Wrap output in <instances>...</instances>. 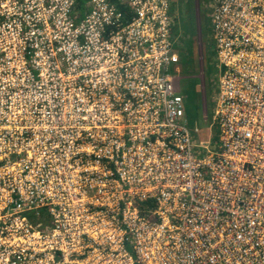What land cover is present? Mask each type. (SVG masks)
<instances>
[{
	"label": "built area",
	"instance_id": "obj_1",
	"mask_svg": "<svg viewBox=\"0 0 264 264\" xmlns=\"http://www.w3.org/2000/svg\"><path fill=\"white\" fill-rule=\"evenodd\" d=\"M208 1L196 144L170 0H0V264H264V0Z\"/></svg>",
	"mask_w": 264,
	"mask_h": 264
},
{
	"label": "rangeland",
	"instance_id": "obj_2",
	"mask_svg": "<svg viewBox=\"0 0 264 264\" xmlns=\"http://www.w3.org/2000/svg\"><path fill=\"white\" fill-rule=\"evenodd\" d=\"M209 3L210 1L208 0H170L169 7V16L173 21V35H176L179 32V21H183L184 23L186 18L189 22V27L193 28L196 19L194 29L198 41V50L195 39H190V41L189 38L185 37L181 40L180 35L175 36L176 39L173 43V50L177 54L178 61L173 63L172 67H170V72H174L177 77H180V94L182 95L185 104L190 107L193 112V114H188L186 112L185 119L192 134V140L196 144L207 140L214 143V140L211 139V132L207 125V121L203 119L202 115L203 112H207L208 120H210V117L214 112V96L217 91L216 84L219 74L216 66L217 56L216 50L214 49L215 42L209 21ZM182 7L188 11V15L180 17L179 20V15L183 12ZM195 10L196 12L194 13ZM190 31L193 33V30ZM192 33L190 35L191 38H193ZM189 41L190 49L187 51V57L185 59L183 58V62L181 60L182 44H187ZM198 60H200V64L198 63ZM175 66L179 67L178 70H174ZM217 132L218 131L214 129L215 136ZM43 220L46 221L44 217Z\"/></svg>",
	"mask_w": 264,
	"mask_h": 264
},
{
	"label": "trees",
	"instance_id": "obj_3",
	"mask_svg": "<svg viewBox=\"0 0 264 264\" xmlns=\"http://www.w3.org/2000/svg\"><path fill=\"white\" fill-rule=\"evenodd\" d=\"M195 9V8H194ZM182 10H183V12L182 13H180V15H179V20H180V17H184V15L185 16H187L188 15V11L187 10H185V8L184 7H182ZM196 12V10L194 11V13ZM196 17V16H195ZM195 25H196V19H195V23H194V25H193V28H191V27H189V22L186 20V18H185V21H184V23H183V21H179V34H180V39L182 40L183 38H185V37H187V38H189V40L190 39H195L196 40V46H197V50H198V41H197V36H196V31H195V29H194V27H195ZM176 30V29H175ZM190 30H193V33L190 31ZM206 30H207V28H206ZM195 31V32H194ZM201 32H202V23H201ZM191 33L193 34V38H191L190 37V35H191ZM195 33V34H194ZM191 41V40H190ZM190 41L187 43V44H182V48H181V52H182V55H181V60L183 61V58L185 59L186 57H187V54H188V50L190 49V46H189V43H190ZM182 42V41H181ZM199 57V56H198ZM197 57V58H198ZM200 60H198V63L200 64V62H199ZM184 62V61H183ZM189 110V111H188ZM188 113V114H190V113H192L193 114V112L191 111V109H190V107H188L186 104H185V113Z\"/></svg>",
	"mask_w": 264,
	"mask_h": 264
},
{
	"label": "crops",
	"instance_id": "obj_4",
	"mask_svg": "<svg viewBox=\"0 0 264 264\" xmlns=\"http://www.w3.org/2000/svg\"><path fill=\"white\" fill-rule=\"evenodd\" d=\"M174 32V31H173ZM180 34H179V32L176 34V36H179ZM179 68V67H178Z\"/></svg>",
	"mask_w": 264,
	"mask_h": 264
}]
</instances>
